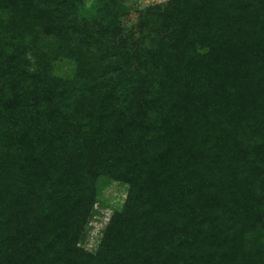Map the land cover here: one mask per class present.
<instances>
[{
    "label": "trees",
    "instance_id": "obj_1",
    "mask_svg": "<svg viewBox=\"0 0 264 264\" xmlns=\"http://www.w3.org/2000/svg\"><path fill=\"white\" fill-rule=\"evenodd\" d=\"M0 264H264V0H0Z\"/></svg>",
    "mask_w": 264,
    "mask_h": 264
},
{
    "label": "rangeland",
    "instance_id": "obj_2",
    "mask_svg": "<svg viewBox=\"0 0 264 264\" xmlns=\"http://www.w3.org/2000/svg\"><path fill=\"white\" fill-rule=\"evenodd\" d=\"M140 7L151 4L163 3L166 0H134ZM137 20L136 14L131 13L124 20V24L130 26ZM73 67L68 62H58L55 66V73L62 77H70ZM103 195L101 196L102 205L94 207L91 217L86 225L84 235L79 243L80 247L88 252L94 253L100 241L101 235L108 223V220L115 208L119 207L125 196V188L116 184H101Z\"/></svg>",
    "mask_w": 264,
    "mask_h": 264
}]
</instances>
